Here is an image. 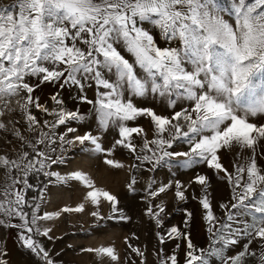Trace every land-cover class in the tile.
I'll return each mask as SVG.
<instances>
[{
  "label": "snow or ice",
  "instance_id": "obj_1",
  "mask_svg": "<svg viewBox=\"0 0 264 264\" xmlns=\"http://www.w3.org/2000/svg\"><path fill=\"white\" fill-rule=\"evenodd\" d=\"M43 85L58 89L51 96L57 107H46L34 96ZM93 85L96 96L89 99L85 89ZM70 88L79 90L74 101L92 106V126L83 133L73 125H83L89 116L69 108L61 96ZM14 98L36 138L26 145L31 155H0V168L11 178L0 188V227L18 229L21 247L41 264L57 261L36 239H55L52 228L41 229L39 222L85 210L81 203L41 214L49 184L82 185L97 222L130 219L119 198L97 187L83 169L64 175L52 170L67 162L68 148L76 147L96 154L110 169L124 167L115 154L125 150L135 160L129 165L134 170L127 183L130 193L137 192L135 171L142 168L148 173L193 170L187 184L178 179L158 183L150 175L143 211L161 229L167 212L154 203L156 198L171 191L177 202L187 201L189 189L199 185L201 194L192 199L203 210L208 246L197 247L190 232L177 226L157 232L159 243L182 240L184 264H264V123L256 122L264 117V0H13L0 6V116L11 111ZM156 103L161 111L142 106ZM33 107L52 119L40 121ZM139 118H146L150 128L132 123ZM5 127L0 123V129ZM37 127L44 130L37 132ZM111 130L117 135L106 145ZM57 144L60 152L53 156ZM181 146L186 148L177 150ZM222 150L235 153L232 171L222 163ZM200 166L209 171H196ZM209 172L226 179L231 189L230 199L218 205L219 216ZM30 176L47 181L32 200L27 191L36 186ZM103 202L110 206L108 217L100 212ZM192 219L193 213L185 210L186 228ZM125 242L137 256L144 255L127 238ZM241 244L237 254H227ZM253 244L259 245V254ZM81 251L119 261L114 246ZM6 256L0 251V264H6ZM159 264L179 261L175 254H165Z\"/></svg>",
  "mask_w": 264,
  "mask_h": 264
},
{
  "label": "rangeland",
  "instance_id": "obj_2",
  "mask_svg": "<svg viewBox=\"0 0 264 264\" xmlns=\"http://www.w3.org/2000/svg\"><path fill=\"white\" fill-rule=\"evenodd\" d=\"M11 3H13V0H0V6H7ZM57 90L58 89L54 85H43L34 93V96L39 98V103L42 105L55 108L57 106L51 100V96ZM78 92L79 90L76 88L65 89L61 93V96L69 108L76 107L89 116V121L85 122L83 125H73L79 127L80 132L83 133L84 131L90 130L92 126L90 123L91 113L89 111L92 106L83 104L78 100L74 101ZM85 93L89 99H95V85L86 87ZM17 99L19 98H14L11 101V111L5 110L6 114L0 116V123L6 125L5 128L0 129V155H5L12 159H15L23 151H28L31 155V149L27 148L26 145L29 140L34 141L36 138L35 134L27 127V122L19 109ZM142 106H154L157 111H161L159 103ZM32 112L40 121H50L52 119V117L45 115V113L36 110L34 107L32 108ZM164 114H167V111H165ZM256 122L264 123V117H257ZM132 123L142 126L145 129L150 128V123L146 118H139ZM42 130L44 129L37 127V132ZM60 131H63V128H61ZM16 133H20L21 136L17 137ZM116 135L117 133L114 130L106 133V145L110 144L113 137ZM149 138H151V133L149 134ZM137 141H139V138H137ZM56 148L57 151L51 153L53 156L60 152L58 144ZM183 148H186V146H181V148L177 150H183ZM261 150H264V148ZM221 155L222 163L229 171H232L233 163L237 162L235 153L233 151L222 150ZM64 157L67 162L59 166L54 165L52 170L58 171L61 175H64L70 170L83 169L90 175L97 187L104 188L119 198V207L123 210L124 215L130 217V219L127 221L105 219L104 221L97 222L95 218L90 215V213L96 209L84 199L87 190L82 185L75 181L63 185L55 182L49 184L48 189L44 193V200L41 202V214L44 212H56L64 207L74 208L81 203L85 205V210L83 212L62 213L57 219L39 222L41 229L47 227L52 228L50 235L55 238L54 240H49L47 237L43 236H36V239L42 242L50 251L53 258L57 261V264H113L108 258L98 257L94 252L89 253L81 251L83 248H96L100 246L115 247L119 255L117 264H141V261H143L144 264H159L161 256L165 254H175L179 264H184L185 257L183 253H185L186 247L183 241L179 239L168 240L166 243L160 244L157 237V232L164 233L172 226H177L182 231L190 232L193 244L198 247L195 239V208L199 206L200 213H202L203 210L198 200L192 199V196L193 194L196 196L201 194L199 185H192L188 192L187 201L177 202L171 191L167 194H161V196L156 198L154 203L164 205L167 212V215L163 217L164 226L161 229H158L155 222L145 215L143 211L145 207V200L143 199L145 195L144 189L147 186V180L150 175L155 176L158 183H164L170 179H178L187 184L194 176L193 170H169L165 168L158 170L156 173H148L142 168L140 171H135V176L138 181L135 185L137 192L130 193L127 189V183L130 181L134 170L131 169L129 165L135 163V160L134 158H130L125 150H118L115 154V158L124 164L122 169L108 168L102 163V158L97 159L96 154L81 151L79 147L68 148L64 153ZM260 163L264 165V159H261ZM196 171L207 172L209 170L200 166ZM209 174L212 175L213 185L211 193L213 202H215L214 204L217 205V201L222 198L229 200L231 189L227 180H219L215 174L211 172H209ZM34 178L36 183H40V187H42L44 183H47L42 177L37 178L34 176ZM8 184H11V178L3 168H0V188ZM36 197H39V192ZM185 210L193 213V219L190 221L187 228L183 224ZM100 212L105 217L112 214L110 206L106 202L102 203ZM5 230H7V228L0 227V251H3L2 247ZM12 230L19 232L18 229ZM125 238H127L132 246L139 248L144 255L141 257L133 253L127 246ZM177 244L180 245L179 248L176 247Z\"/></svg>",
  "mask_w": 264,
  "mask_h": 264
},
{
  "label": "crops",
  "instance_id": "obj_3",
  "mask_svg": "<svg viewBox=\"0 0 264 264\" xmlns=\"http://www.w3.org/2000/svg\"><path fill=\"white\" fill-rule=\"evenodd\" d=\"M227 201H228L227 199L222 198L219 201H217V205L214 204L216 208V214L218 216L222 214L221 210L218 207L219 203L227 202ZM199 209H200L199 206H196L195 239L198 247L203 248L208 246L209 234L206 231V225L202 219V213L199 212ZM17 237H18V232L13 231L12 229L7 228V230H5L4 232V242H3L2 250L7 252V256L5 257L6 264H41L38 257H36L34 254H31L28 250L21 247L20 241L18 240ZM252 248L257 251V254H259L260 249L258 244H253ZM241 250H242V244L241 246L234 247L227 254L235 255ZM183 255L185 257V253H183ZM250 264H258V261L250 260Z\"/></svg>",
  "mask_w": 264,
  "mask_h": 264
},
{
  "label": "trees",
  "instance_id": "obj_4",
  "mask_svg": "<svg viewBox=\"0 0 264 264\" xmlns=\"http://www.w3.org/2000/svg\"><path fill=\"white\" fill-rule=\"evenodd\" d=\"M29 180H30V183H32L33 185L36 186V190L29 189V190L27 191V198H28L29 200H32V198H33V197H36L37 194H38V192H39L38 190H39V188H40V183H36V182H35V178H34V176H30V177H29Z\"/></svg>",
  "mask_w": 264,
  "mask_h": 264
}]
</instances>
